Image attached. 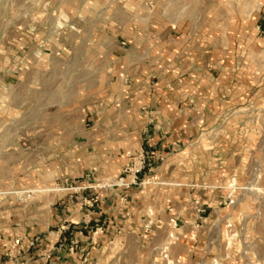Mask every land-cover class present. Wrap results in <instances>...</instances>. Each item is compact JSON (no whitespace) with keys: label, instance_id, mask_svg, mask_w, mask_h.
Segmentation results:
<instances>
[{"label":"rangeland","instance_id":"obj_1","mask_svg":"<svg viewBox=\"0 0 264 264\" xmlns=\"http://www.w3.org/2000/svg\"><path fill=\"white\" fill-rule=\"evenodd\" d=\"M116 2L0 0V245L13 264H34L43 232L73 229L63 241L79 246L80 263L90 233L92 245L104 246L90 256L96 264H154V246L166 243L183 264H264V0H178L207 27L200 39L252 42L249 57L237 58L235 102L195 124L182 149L151 152L132 140L107 154L115 145L103 134L114 124L104 123L103 102L84 105L80 71L106 62L99 47L97 59L88 57L84 20ZM124 6L141 22L149 11L164 18L163 0ZM68 83L70 107L61 96ZM139 112L157 114L146 104ZM115 184L122 196L107 207L97 198L116 195ZM76 214H122L123 222L104 231L98 220L71 223Z\"/></svg>","mask_w":264,"mask_h":264},{"label":"crops","instance_id":"obj_2","mask_svg":"<svg viewBox=\"0 0 264 264\" xmlns=\"http://www.w3.org/2000/svg\"><path fill=\"white\" fill-rule=\"evenodd\" d=\"M173 3L176 5L178 0H163L164 7L159 14H163L164 18L157 22L152 20L150 11L147 22H141L134 12L125 10L124 0H117L114 5L99 10L91 8L89 13L93 17L84 20V46L91 48L88 57L97 59L98 47L102 50L100 54L106 56V62L94 67L85 66L80 73L85 82L82 89L84 105L90 107L93 101L103 102L106 113L109 112L103 117L104 123L114 124L103 134L108 145H115L109 146L107 154L134 144L135 148L144 146L151 152L171 150L173 143L182 149L196 130L195 124L210 120L220 108L235 102L237 58L249 57L252 42L246 39L238 41L234 37L226 41L219 38L200 39L207 27L193 12H184L182 4L171 9ZM237 46L247 47V55L243 56ZM70 84L62 94L60 90L52 91L53 103L60 105L61 94L63 105H75L76 93ZM142 104L157 110L151 120L139 112ZM126 123L128 126H125ZM116 186L111 193L118 192ZM102 193L97 199L106 203L107 207L110 203L119 202L118 197L122 196ZM121 215L76 214L71 223L80 221L82 217V221L98 220L107 226L100 229L108 231L112 224L123 222L118 220ZM72 227L79 228L75 224ZM104 231L101 230L102 235ZM132 231L135 232L134 229ZM73 232V229L64 231L62 237L55 231L43 232V244L36 246L34 262L31 263L96 264L90 256L98 247L102 249L104 246L101 243L98 247L92 245L91 234L87 231L89 235L81 241L85 261L80 263L78 253H75L79 246L63 241L67 239L66 235L72 236ZM78 233L75 232L77 237ZM164 245L154 246L155 253ZM174 247L170 246L173 257L179 255ZM9 249V246L0 245V264H13L8 255ZM98 261L103 262L102 255Z\"/></svg>","mask_w":264,"mask_h":264},{"label":"built area","instance_id":"obj_3","mask_svg":"<svg viewBox=\"0 0 264 264\" xmlns=\"http://www.w3.org/2000/svg\"><path fill=\"white\" fill-rule=\"evenodd\" d=\"M138 169L137 171H139ZM172 236V235H171ZM171 244H165L162 249L159 250V258L154 259V264H183L182 256H171L170 253Z\"/></svg>","mask_w":264,"mask_h":264},{"label":"bare ground","instance_id":"obj_4","mask_svg":"<svg viewBox=\"0 0 264 264\" xmlns=\"http://www.w3.org/2000/svg\"><path fill=\"white\" fill-rule=\"evenodd\" d=\"M232 182V181H231ZM232 185V184H231Z\"/></svg>","mask_w":264,"mask_h":264}]
</instances>
